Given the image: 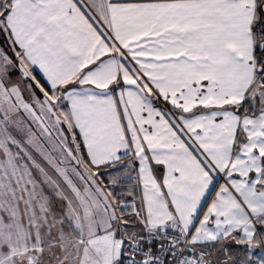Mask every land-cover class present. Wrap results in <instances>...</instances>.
Wrapping results in <instances>:
<instances>
[{"label":"snow or ice","instance_id":"obj_1","mask_svg":"<svg viewBox=\"0 0 264 264\" xmlns=\"http://www.w3.org/2000/svg\"><path fill=\"white\" fill-rule=\"evenodd\" d=\"M0 264H264V0H0Z\"/></svg>","mask_w":264,"mask_h":264},{"label":"rangeland","instance_id":"obj_2","mask_svg":"<svg viewBox=\"0 0 264 264\" xmlns=\"http://www.w3.org/2000/svg\"><path fill=\"white\" fill-rule=\"evenodd\" d=\"M256 254H257V255H259V254H260V250H259V249L257 250Z\"/></svg>","mask_w":264,"mask_h":264}]
</instances>
